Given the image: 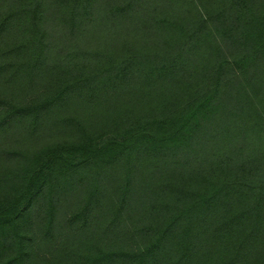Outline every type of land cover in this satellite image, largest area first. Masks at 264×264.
<instances>
[{
  "label": "trees",
  "instance_id": "trees-1",
  "mask_svg": "<svg viewBox=\"0 0 264 264\" xmlns=\"http://www.w3.org/2000/svg\"><path fill=\"white\" fill-rule=\"evenodd\" d=\"M0 264H264V0H0Z\"/></svg>",
  "mask_w": 264,
  "mask_h": 264
}]
</instances>
